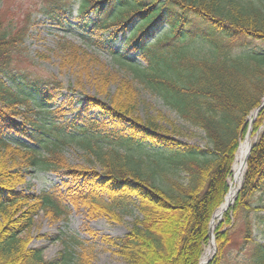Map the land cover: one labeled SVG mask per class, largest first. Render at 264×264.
<instances>
[{
    "label": "trees",
    "instance_id": "obj_1",
    "mask_svg": "<svg viewBox=\"0 0 264 264\" xmlns=\"http://www.w3.org/2000/svg\"><path fill=\"white\" fill-rule=\"evenodd\" d=\"M78 14L85 27L90 22L95 30L89 35L92 41L107 49L123 72L121 78L107 70L114 93L107 94L108 102L93 99L85 109L107 116L105 124L110 127L104 137L89 132V127L102 125L92 119L88 127L71 132L70 122L40 124L27 113L31 106L46 110L59 94L44 81L14 72L25 30H14L13 23L0 20V264H95L92 251L77 236H68L66 248L49 260L40 248L29 247L30 239L21 234L40 210L64 220L70 206L110 211L127 204L134 205L140 216L127 234L107 238L127 264H200L211 219L229 192L249 118L264 99V2L81 0ZM118 39V47L109 46ZM68 45L75 50L70 53L73 63H82L86 51ZM88 57L97 64V58ZM2 74L14 82L20 76L21 86L7 85ZM135 81L186 123L204 131L206 146L165 135L155 117L142 120L137 115ZM259 130L243 185L215 230L218 251L208 264H264V241L252 236L251 219L253 196L264 191V106L253 124V133ZM13 132L40 148L13 145L5 138ZM64 134L81 137L101 170L71 167L61 149L67 142ZM108 136L114 145L105 147L100 141ZM148 147L155 154H146ZM31 169L64 173L69 180L66 192L14 191ZM233 217L244 220L246 238L242 253L232 258L226 250L232 243Z\"/></svg>",
    "mask_w": 264,
    "mask_h": 264
},
{
    "label": "rangeland",
    "instance_id": "obj_2",
    "mask_svg": "<svg viewBox=\"0 0 264 264\" xmlns=\"http://www.w3.org/2000/svg\"><path fill=\"white\" fill-rule=\"evenodd\" d=\"M261 1L264 2V0ZM80 3L81 0H0V20L6 25L13 23L14 30L19 28L25 30V36L19 45L13 63L14 72L27 73L31 78L44 81L50 88H56L55 91L59 94L58 99L56 98L51 102L46 110L34 106H31L29 110L25 107H19V110L23 112L28 110L27 113L39 120L40 124L49 120L70 122L73 125L71 132L77 130V127H88V121L92 119L103 126L101 125L100 128L97 126L95 128L89 127V132H97L104 137L110 127L105 124L107 116L98 109H85L93 99L108 102L107 94L114 93L116 87L111 83L112 79L106 75L108 74L107 70L117 73L121 78H123V72L114 66L109 51L92 41L89 35L95 30L91 27L90 22L88 27L84 26L86 21L78 14ZM119 40L110 42L109 46L118 47ZM68 44L86 51L87 57L82 63H73L70 53L75 50ZM78 55L81 56L82 54L78 52ZM88 55L97 58V64L89 60ZM130 56L136 62L144 64L140 58L132 54ZM2 78L9 86L12 85L14 88L21 86L20 76L16 77L15 82L6 74H2ZM133 87L138 94L137 115L142 120L155 117L165 135L173 136L182 142L199 147L206 146L204 131L186 123L158 96L152 94L139 82L135 81ZM256 118L253 122H250L249 119L251 132L250 135L247 132L242 141L247 136H251L252 144L258 141L260 130L253 133V124ZM15 119L22 122L21 117H15ZM62 136L67 139V142L62 144L61 149L71 167L101 170L98 162L92 161V158L87 154L81 144V137H74L69 134ZM109 136L108 138H101L100 143L105 147L114 145L110 142ZM5 138L13 145L26 144L28 147L40 148L39 143L18 133L13 132ZM120 149L126 151L123 146ZM144 152L155 154L151 147H148ZM24 175L25 181L17 184L14 188L17 193L39 195L42 192L55 190L66 192L69 182L64 173L53 170L31 169L25 171ZM185 175L184 172L181 173V178L184 180ZM237 195L230 206L234 205ZM104 197L109 201L106 194ZM252 202L255 207V210L251 212L252 236L259 241H264V220L260 218V216H264V191L256 193ZM69 209L71 213L64 220H56L44 210H40L35 215L33 225L21 234V236L30 239L29 247L40 248L44 257L50 260L56 258L59 252L66 248L65 239H68V236H77L83 245L92 251L95 264H127L110 246L107 238L122 237L130 231L133 221L140 216L139 210L134 205L127 204L123 208L118 207L110 211L95 210L85 205L70 206ZM222 217L217 220L216 228ZM233 220L235 221V228L231 233L232 243L228 245L226 250L228 256L232 258L242 253L240 247L246 238L244 220L236 217H233ZM216 228L213 232L216 249L213 248L206 264L218 251ZM210 242L209 237L204 254L210 246ZM74 247L79 250L78 245Z\"/></svg>",
    "mask_w": 264,
    "mask_h": 264
},
{
    "label": "bare ground",
    "instance_id": "obj_3",
    "mask_svg": "<svg viewBox=\"0 0 264 264\" xmlns=\"http://www.w3.org/2000/svg\"><path fill=\"white\" fill-rule=\"evenodd\" d=\"M252 145V138L251 136H247L240 144L238 153H237V158L236 162L234 164V174L232 178L230 179V190L226 196L225 201L223 204L220 206V208L216 211L215 217L212 223V232H214V229L216 228L217 225V220H219L225 210L228 208V206L233 202L237 190L242 183L244 172L246 169V160L250 151V147ZM214 238L212 236L210 246L207 248L203 259L201 261V264H206L208 261V258L212 254L213 248H214Z\"/></svg>",
    "mask_w": 264,
    "mask_h": 264
},
{
    "label": "water",
    "instance_id": "obj_4",
    "mask_svg": "<svg viewBox=\"0 0 264 264\" xmlns=\"http://www.w3.org/2000/svg\"><path fill=\"white\" fill-rule=\"evenodd\" d=\"M264 106V100H263V102H262V104L256 109V110H254L253 112H252V119H251V122H253L254 121V119L257 117V115H258V112H259V110L262 108ZM250 132H251V130H249L248 131V135H250ZM252 148H253V144L251 145V147H250V151H249V154H248V157H249V155H250V153H251V150H252ZM248 157H247V159H248ZM246 165H247V160H246ZM242 184V183H241ZM241 184H240V186H241ZM240 186H239V188H238V190H237V193H236V195L238 194V192H239V190H240ZM234 201V200H233ZM232 204V203H231ZM230 204V205H231ZM229 205V206H230ZM228 206V207H229ZM214 217H215V214L213 215V217H212V220H211V224H210V231H209V237H210V239L212 238V236H214V234H213V232H212V223H213V220H214ZM215 239V238H214ZM214 249H216L215 248V245H214Z\"/></svg>",
    "mask_w": 264,
    "mask_h": 264
}]
</instances>
